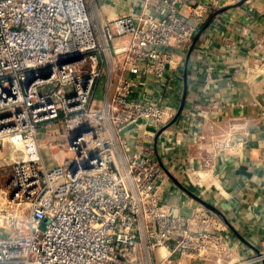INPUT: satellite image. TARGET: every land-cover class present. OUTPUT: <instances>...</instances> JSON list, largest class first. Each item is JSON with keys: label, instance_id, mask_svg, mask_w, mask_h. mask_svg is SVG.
Segmentation results:
<instances>
[{"label": "built area", "instance_id": "1", "mask_svg": "<svg viewBox=\"0 0 264 264\" xmlns=\"http://www.w3.org/2000/svg\"><path fill=\"white\" fill-rule=\"evenodd\" d=\"M235 1L0 0V141L17 151L0 171V264L264 262L237 255L201 204L172 210L160 185L176 58ZM58 129L71 135L46 142L65 153L48 169L39 139Z\"/></svg>", "mask_w": 264, "mask_h": 264}, {"label": "crops", "instance_id": "2", "mask_svg": "<svg viewBox=\"0 0 264 264\" xmlns=\"http://www.w3.org/2000/svg\"><path fill=\"white\" fill-rule=\"evenodd\" d=\"M238 1L210 20L188 59L191 45L178 54V75L162 101L175 116L184 92L185 98L157 148L165 149L160 185L172 210L198 203L187 191L195 193L225 217L226 223L218 218L217 223L230 234L235 253L245 256L264 250V0L233 6ZM258 40L263 41L260 50ZM233 100L242 107H234ZM227 137L248 141L213 151V141ZM206 158L212 159L209 167L202 165ZM191 166L197 168L194 176L188 174Z\"/></svg>", "mask_w": 264, "mask_h": 264}, {"label": "rangeland", "instance_id": "3", "mask_svg": "<svg viewBox=\"0 0 264 264\" xmlns=\"http://www.w3.org/2000/svg\"><path fill=\"white\" fill-rule=\"evenodd\" d=\"M56 135L53 136H46L42 137L39 140L40 144V152L43 157V160L45 162V166L48 169H52L57 163V161L64 156V151L62 150H57L56 152L53 153V151L46 146V142L48 140H52L54 142H61L64 141L68 136H70V132L64 131L63 129L61 130H56ZM9 142L8 141H0V153L3 152V155H8L10 152L9 150ZM13 152V157L17 155V151L14 150ZM7 158V157H6ZM5 157H0V171L2 173V176L4 179H7V177L10 174V166L7 165L10 160L6 159Z\"/></svg>", "mask_w": 264, "mask_h": 264}, {"label": "water", "instance_id": "4", "mask_svg": "<svg viewBox=\"0 0 264 264\" xmlns=\"http://www.w3.org/2000/svg\"><path fill=\"white\" fill-rule=\"evenodd\" d=\"M245 0H239L237 3L233 4V6H236V5H239L241 4L242 2H244ZM229 6H225V7H222V8H219L217 9L215 12H213V14L211 15V17L205 22V24L202 26V28L198 31V33L196 34V37L194 38L191 46H190V49H189V52L187 54V59L190 55V52L196 42V39L198 38V36L200 35V33L206 28V26L208 25V23L210 22V20L215 16L217 15L218 13L224 11L225 9H227ZM33 78H31L30 80H28V82H30L31 80H33ZM185 91V90H184ZM184 98H185V92L183 93L182 95V100H181V103H180V106L174 116V118L171 120V122H173V120L175 119V117L178 116L179 112L181 111L182 109V106H183V101H184ZM163 130V128H161L159 131H158V134ZM187 191V190H186ZM187 193L193 197L199 204H201L202 206H204L206 209H208L209 211H211L219 220L223 221V222H227L225 220V217L221 214V212L215 207L213 206L212 204H210L209 202H207L206 200L202 199L201 197L197 196L195 193L191 192V191H187ZM45 221L42 222L41 226L43 227Z\"/></svg>", "mask_w": 264, "mask_h": 264}, {"label": "bare ground", "instance_id": "5", "mask_svg": "<svg viewBox=\"0 0 264 264\" xmlns=\"http://www.w3.org/2000/svg\"><path fill=\"white\" fill-rule=\"evenodd\" d=\"M12 158H13V152L10 151V152L8 153V155H7V159H8V160H11Z\"/></svg>", "mask_w": 264, "mask_h": 264}]
</instances>
